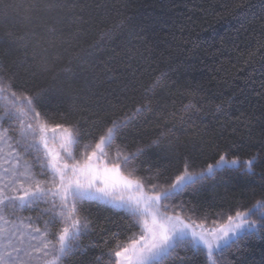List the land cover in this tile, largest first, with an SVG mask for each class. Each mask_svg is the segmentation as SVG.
Returning <instances> with one entry per match:
<instances>
[{
    "label": "trees",
    "instance_id": "trees-1",
    "mask_svg": "<svg viewBox=\"0 0 264 264\" xmlns=\"http://www.w3.org/2000/svg\"><path fill=\"white\" fill-rule=\"evenodd\" d=\"M33 2L0 3V52L26 87L43 90L47 111L64 113L73 107L82 129L95 133L114 108L129 113L134 104L147 102L150 107L123 130L126 140L147 141L166 132L154 151L163 155L168 143L178 144L195 158L196 170L230 149L244 159L264 158V0H62L65 6L56 12L26 19L24 9ZM50 18L58 21L55 32L48 31ZM6 32L24 39L13 43ZM162 72L167 73L162 85L145 97V88ZM69 78L79 91L61 95L58 86ZM189 104L195 107L185 111ZM142 160L146 166L168 163L151 155ZM172 167L179 169L180 161H172ZM180 199L197 213L234 214L251 208L262 194L257 184L229 172L196 185ZM84 211L98 225L84 243L100 248L65 264H88L101 256L106 251L101 237L106 236L100 229L118 231L127 223L121 212L103 203L87 204ZM241 249L226 251L223 260L259 264L264 255L259 240Z\"/></svg>",
    "mask_w": 264,
    "mask_h": 264
},
{
    "label": "snow or ice",
    "instance_id": "snow-or-ice-1",
    "mask_svg": "<svg viewBox=\"0 0 264 264\" xmlns=\"http://www.w3.org/2000/svg\"><path fill=\"white\" fill-rule=\"evenodd\" d=\"M64 6L62 0H34L24 16L32 19L34 13L51 14ZM57 23L50 18L48 31L55 32ZM4 35L13 43L24 39L11 32ZM42 70L49 71L47 66ZM166 77L162 72L153 79L145 97ZM57 90L65 96L79 91L73 78ZM42 94L26 87L0 52V264H65L74 255L100 248L84 243L98 229L84 211L92 203L118 210L127 223L118 231L100 229L106 251L88 264H233L223 260L226 251L240 252L242 244L254 240L264 244V158L259 154L244 159L230 149L196 170L195 158L178 144L168 143L163 155L154 151L166 132L147 141L123 137L127 125L150 107L147 102L134 104L129 113L114 108L92 133L82 129L73 107L64 113L47 111ZM194 107L185 105L184 110ZM150 155L168 163L146 166L142 157ZM175 160L180 168L173 171ZM229 172L257 184L262 199L234 214L197 213L180 199L196 185ZM23 211L38 215L19 216ZM37 222L43 228L34 226ZM181 251L191 256H180ZM259 264H264V255Z\"/></svg>",
    "mask_w": 264,
    "mask_h": 264
},
{
    "label": "rangeland",
    "instance_id": "rangeland-1",
    "mask_svg": "<svg viewBox=\"0 0 264 264\" xmlns=\"http://www.w3.org/2000/svg\"><path fill=\"white\" fill-rule=\"evenodd\" d=\"M2 102H0V104H1ZM5 151H7V149L5 148ZM215 163V162H214ZM34 226H36V225H34Z\"/></svg>",
    "mask_w": 264,
    "mask_h": 264
}]
</instances>
